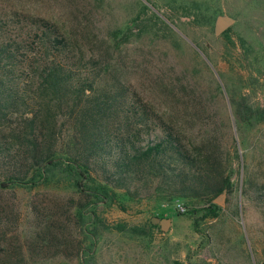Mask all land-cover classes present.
<instances>
[{"label": "rangeland", "instance_id": "rangeland-1", "mask_svg": "<svg viewBox=\"0 0 264 264\" xmlns=\"http://www.w3.org/2000/svg\"><path fill=\"white\" fill-rule=\"evenodd\" d=\"M152 1L0 0V38L25 47L36 31L33 21H48L87 56L106 61L104 79L123 82L186 141L212 136L231 175L225 205L217 217L197 223L151 191L147 198L99 205L103 223L86 227L68 208L81 201L79 194L63 182L0 194V212L17 219L7 239L18 237L26 264H264V209L244 192L248 181L264 184V122L240 127L230 103L242 96L264 110V0L217 1L235 19L229 39L193 25L179 5ZM34 48L41 51V43ZM47 217L56 245L31 256ZM153 217L169 218L168 230L153 225Z\"/></svg>", "mask_w": 264, "mask_h": 264}, {"label": "trees", "instance_id": "trees-1", "mask_svg": "<svg viewBox=\"0 0 264 264\" xmlns=\"http://www.w3.org/2000/svg\"><path fill=\"white\" fill-rule=\"evenodd\" d=\"M165 1L210 30L222 14L218 0ZM33 25L26 48L0 38V194L63 182L79 194L81 201L68 208L86 227L103 223L95 211L99 205L147 198L151 191L162 195L159 201H181L185 211L179 215L197 223L217 217L221 208L212 201L224 190L230 193L232 184L216 139L186 141L123 82L105 80L106 61L87 56L48 21L35 19ZM230 32L221 37L229 39ZM38 43L41 51L34 48ZM230 103L240 127L264 122V110L246 98L234 96ZM246 185L249 200L264 209V184ZM16 224L0 212V264H26L18 237L7 239ZM39 225L43 236L35 232L31 256L56 245L51 219Z\"/></svg>", "mask_w": 264, "mask_h": 264}, {"label": "water", "instance_id": "water-1", "mask_svg": "<svg viewBox=\"0 0 264 264\" xmlns=\"http://www.w3.org/2000/svg\"><path fill=\"white\" fill-rule=\"evenodd\" d=\"M235 23V19L230 15L223 13L216 17L213 25V35L215 38L221 36L226 30L231 28ZM226 191L224 190L219 196H217L212 202L216 206L223 208L225 201ZM151 223L159 224L161 231L165 232L168 230L171 220L169 218H158L153 217Z\"/></svg>", "mask_w": 264, "mask_h": 264}, {"label": "built area", "instance_id": "built-area-1", "mask_svg": "<svg viewBox=\"0 0 264 264\" xmlns=\"http://www.w3.org/2000/svg\"><path fill=\"white\" fill-rule=\"evenodd\" d=\"M174 209L178 212H184L183 204L179 201H174Z\"/></svg>", "mask_w": 264, "mask_h": 264}]
</instances>
